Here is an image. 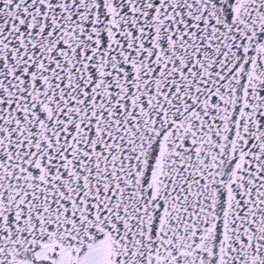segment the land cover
I'll return each mask as SVG.
<instances>
[{"label": "snow or ice", "instance_id": "1", "mask_svg": "<svg viewBox=\"0 0 264 264\" xmlns=\"http://www.w3.org/2000/svg\"><path fill=\"white\" fill-rule=\"evenodd\" d=\"M0 264H264V0H0Z\"/></svg>", "mask_w": 264, "mask_h": 264}]
</instances>
